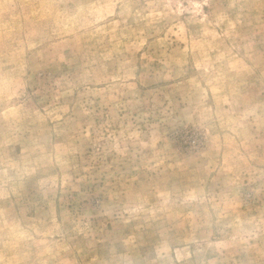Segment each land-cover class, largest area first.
Instances as JSON below:
<instances>
[{"label": "rangeland", "instance_id": "rangeland-1", "mask_svg": "<svg viewBox=\"0 0 264 264\" xmlns=\"http://www.w3.org/2000/svg\"><path fill=\"white\" fill-rule=\"evenodd\" d=\"M0 264H264V0H0Z\"/></svg>", "mask_w": 264, "mask_h": 264}]
</instances>
